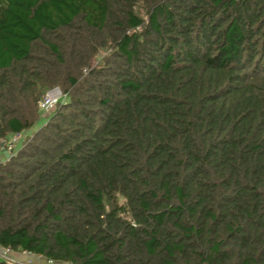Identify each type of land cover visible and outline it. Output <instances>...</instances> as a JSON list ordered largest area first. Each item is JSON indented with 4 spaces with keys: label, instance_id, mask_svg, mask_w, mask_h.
Masks as SVG:
<instances>
[{
    "label": "trees",
    "instance_id": "1",
    "mask_svg": "<svg viewBox=\"0 0 264 264\" xmlns=\"http://www.w3.org/2000/svg\"><path fill=\"white\" fill-rule=\"evenodd\" d=\"M0 246L264 264V0H0Z\"/></svg>",
    "mask_w": 264,
    "mask_h": 264
},
{
    "label": "built area",
    "instance_id": "2",
    "mask_svg": "<svg viewBox=\"0 0 264 264\" xmlns=\"http://www.w3.org/2000/svg\"><path fill=\"white\" fill-rule=\"evenodd\" d=\"M61 97V92L57 87H51L47 89L41 96L38 107L42 111H47L54 106L56 101ZM18 134V133H17ZM15 134V135H17ZM15 137H10L9 141L6 143L5 151H11L14 146ZM22 258V260L18 259ZM0 260H7L19 264H70L68 262H57L52 258H43L40 254L30 253L28 251H20L19 253H14L6 247L0 246Z\"/></svg>",
    "mask_w": 264,
    "mask_h": 264
},
{
    "label": "rangeland",
    "instance_id": "3",
    "mask_svg": "<svg viewBox=\"0 0 264 264\" xmlns=\"http://www.w3.org/2000/svg\"><path fill=\"white\" fill-rule=\"evenodd\" d=\"M29 132L30 131L24 133L23 135H22V133H19V134L15 133L17 135H15V134L12 135V137H15L16 138V140L14 141L15 142L14 143V146H13L14 149H17L19 147L22 137L24 136V138H26L28 136ZM14 253L16 254V253H19V252H15L14 251ZM17 258L20 259V260H22V258H19V257H17Z\"/></svg>",
    "mask_w": 264,
    "mask_h": 264
},
{
    "label": "water",
    "instance_id": "4",
    "mask_svg": "<svg viewBox=\"0 0 264 264\" xmlns=\"http://www.w3.org/2000/svg\"><path fill=\"white\" fill-rule=\"evenodd\" d=\"M1 152L3 153V155H4L5 157L8 156V153L4 150V148L1 149Z\"/></svg>",
    "mask_w": 264,
    "mask_h": 264
}]
</instances>
